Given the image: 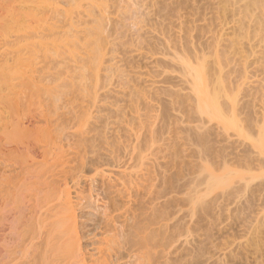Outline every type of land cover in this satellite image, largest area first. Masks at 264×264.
<instances>
[{"label":"bare ground","instance_id":"6f19581e","mask_svg":"<svg viewBox=\"0 0 264 264\" xmlns=\"http://www.w3.org/2000/svg\"><path fill=\"white\" fill-rule=\"evenodd\" d=\"M40 1L41 2H47L45 0H40ZM40 1L39 2L37 1V2L40 4ZM54 1L55 0H53L54 5L56 6L55 8L58 9L59 4H58L57 0H56L57 3H55ZM75 1H77V0H75ZM87 1H89V0H87ZM90 1H93V0H90ZM90 1L86 2L84 0V2H83L81 0V4H82V2L85 5L91 4ZM147 1H148L147 2L148 5H151L150 7L152 9L154 8V6L157 5V2H156L157 0H147ZM196 1L197 0H184L186 5L188 4L190 6H193V8L191 7L192 9H196L195 6L199 3V2L197 3ZM210 1L213 3V5H214V3L217 4L219 2L218 3V5H219V4H224L225 0H222L223 3L221 0H220L221 2L219 0H218V2H216V0H210ZM78 2H80V0ZM78 2H76L77 4L74 3L76 5V9L79 5H81ZM155 2H156V5H155ZM207 2L210 3L209 0ZM227 2H228L227 3L228 5L225 6L226 9L224 10V13L222 12L223 13L222 16H221L220 12H221V10L224 9V7H223L224 5H222L223 9H222L221 5H219L221 7V10L215 9V11H220V12H218L220 14L217 17H215V14H214V17L216 19V20L213 19L214 21L211 20L213 18V16H211V18L209 16V18L211 20V21H209L208 15H210V14H207V12H205L206 10L205 11H199L200 12L199 13L198 11L194 12V10L192 11V9H190L191 11H189L187 13H182V12L178 11L179 13L177 12L175 17H173L172 20L170 19V21H172L171 22L172 24L171 23L170 24H171V26L173 25L172 26L173 28L171 27L172 29L170 28L167 31L165 30L166 28L165 29L163 28V26L162 27H160L161 25L157 26L158 23L156 24V22H158V21H156V20H155L156 22H154V20H152L153 22L151 21L149 23L143 24V26H142L143 27V33L148 37V39L150 38V41L153 38V40L155 39L157 42H159L158 43L159 47H157V49H155V50L146 49V48L144 49V48H138V47H135V48L131 47L127 50L128 52H125V54L128 53L126 56L129 59H131V60L133 59V61H135V60L139 61L141 64L143 63V66L137 65V67H136V65H135L130 70V73L132 75L131 77L135 78V80L138 81L137 82L138 85L135 83V81H132L133 80L132 79L131 81H132V83L134 82L135 85L131 83L132 85H130V84L126 85V86L120 85V87H116L117 84L115 85V82H114L115 80L113 81V79L111 78L112 81L109 80L110 81L109 84L106 83L107 86L104 84H100V85H104V86L103 87L99 86L96 89H94V88L96 86H98L99 82H102V81H98V84H95L96 86L94 88H92L94 86V84H93L94 82L92 83V87L91 86L90 87L93 89V91L90 92V94H87L90 96V97L88 96V98H90L88 101L86 99L87 104H86L85 100L83 101L84 97L83 98L80 97L82 99H80L81 101L80 100L79 101L84 102V103L82 102L83 104L80 105V109L86 108L85 111L81 109L85 114L83 113L84 116H82L83 114L81 115V113H79V116L78 115H75V116L80 117V119L82 118V120H80L81 122L84 120L83 118L86 117V119L84 121L88 122V124H86L87 122L85 124L89 125V126H87V127H89V130L87 127H85V128H87L85 131L84 126L81 127V129L76 127L78 129V133H77L78 135L77 134L76 135L79 136V134L81 132L82 135L85 136V139H86L85 141L88 140V143L83 141L86 144L85 148L83 147L84 149H86V150H84L85 151L84 154L87 153L86 154L87 158H85V159L88 162L90 160L91 161L92 160H97V161L101 160L102 161L101 162L102 164L100 165L101 168H96V169H93L94 171L93 170L92 171L94 172V174L95 173L97 174V179H96L97 184L101 187V189L104 190V192H105L104 196L107 194L108 199H106V200L109 201V202L107 201L109 204H106V205H109V207H108L109 210H108V208L105 207L106 205L104 206L105 209L108 210L107 211L108 213L106 215L107 219H105L106 223L104 222L105 225L104 224H102V225H104V227L106 225L110 226V227H114L115 225H117L119 223L118 226H120V224L122 225V231H123V234L125 233V235L121 234L122 235L121 241H123V242L120 241V243H119V241L115 240L119 243L116 245L115 244L116 242L114 241L113 238H112L113 242H111L110 239L108 241V238L110 237V235L108 237H106L108 235L107 233L102 234L104 236L102 237V235H101V238L98 240L99 242H97V244L95 243L97 245L96 249L94 247V250H92V251H96V253H93V254H96L95 257L94 256L89 257V255H87L90 259L86 258V255H84L85 253H83V250L81 251L80 246H79L80 243H78L80 241H77V238H74L75 237L74 236L73 238L69 239V241L71 240L70 246L69 245L67 246L66 243L65 244L62 243L65 246L70 247V249H72V250L69 249L70 252H69L68 256L66 257L67 260H66V258H65V260H63L62 257H60L62 260L59 259V256L61 253L58 254L59 255L58 257H57V255H55L57 257V259H59L60 261H63L64 264H88L90 261H91V264H228L230 257L232 258L234 256V254L236 255L238 253V252L235 253V250H237V249L240 250V248L242 249V247H244L246 245V242L248 243V241H249L248 237L251 236L250 238H252V234H253V236L257 235L256 234L257 233L256 232L257 227L259 225H261V222L263 224V221H264V186H263L264 181H263L261 187L260 188L258 187L259 189L256 190V192H257V193L255 192L256 194H253V192L251 194L250 191H248V192H250V193H248V192H246V189H242V188H240L242 190L239 191L238 189H236V190H238V192L232 191L233 194H230L231 189L230 190L228 189L229 190L228 191L226 187H225L226 189L222 188V191L217 193L213 199L218 200L220 197H222L223 200H232L231 205L229 204L230 202L227 201L230 206L224 204L225 206H228L225 210L223 209V206L221 203L219 205H217V203H215L216 206H213V204L212 205L209 204L210 202L208 203V201L210 198H211V200H213L212 197H210L207 201V205L209 204V206H213L211 208L207 207L208 211L202 210V209L200 211L198 209V207H196V205L198 204L196 199L197 198L199 200L201 199V198H199L200 197V195H199V190H200L199 188L200 187H198V186L203 185V183H204V185H206L209 181L211 182L214 179H216V176H217V175L214 176L213 171L209 167H208L209 170L206 169V166L211 165V164H209L210 160H211L210 162L216 163L215 165H219L218 168H220L221 165L224 168V165H227L230 160L237 159L236 157H240L241 155H243V153H245V158H248L249 157L248 155H251V156L253 155L252 156L253 158L250 157V160H253V161H254V156L257 157L258 159L261 157L262 159L260 158V162H261V160L263 162V159H264V154H262V152L264 150V1L263 0H227ZM92 3L95 6L94 2H92ZM212 3H210L209 5H212ZM41 4H43V3H41ZM201 4H199V7ZM85 5H84V8H85ZM218 5L214 6L213 8L218 7ZM96 6H98V5H96ZM98 7H101V6H98ZM81 8H83V6ZM202 8H201V10H202ZM98 9L100 10L101 8H98ZM105 9L102 12V14L107 10V9L106 10ZM197 9H198V7H197ZM102 10H103V8H102ZM154 10L156 11V9H153V12H154ZM107 12H108V10H107ZM212 12H214V11H212ZM151 14H152V16H150V17H151V19H153V17H155V16H153V13H149V15H151ZM69 15L67 16L68 18L66 17V20H67L66 22L72 28L74 18H73V16L69 17ZM211 15H213V14H211ZM216 15H217V13H216ZM105 16H107V15H105ZM186 24L191 26L190 30L191 29L193 30L192 31L193 33L190 31L189 36H187L185 34V31L183 30V28H186V27H183L184 25L186 26ZM79 31H83V30H79ZM194 31H195V33H194ZM186 33H187V31H186ZM171 34H172V36L173 35L175 36L174 39L176 40L177 44L182 42V40L184 38H187L186 39L187 40L186 45H187V48L189 47L188 48L189 50H187L186 52H184L181 49L179 50V48H180L178 46L179 44L176 45V43H174L175 41L174 42L172 41L173 39L170 40V38H172V37H170ZM188 34H189V30H188ZM63 39L64 38H62V41H63ZM44 41H46V40H44ZM43 42H41V43H43ZM63 42H66V41H63ZM38 43H40V41ZM38 43L36 42L35 44L37 45ZM50 43H52V42H49V44ZM46 44H48V42H46L44 45L47 46ZM181 44L182 43H180V45ZM104 45L107 46L106 44H104ZM53 46H54V44H53ZM42 47H43V44H42ZM101 47H103V46H101ZM104 48L106 49V47H104ZM104 48H102V49H104ZM97 49H95V50H97ZM103 52H104L103 54H105L104 57L107 58L105 50ZM98 53L100 54V52H98ZM102 55H101V57H102ZM32 56L33 55H31V57ZM95 56H93V58ZM31 57H28V60H29V58L30 59L34 58V56H33V58H31ZM100 60H101V64H102V61L104 62L105 58L103 60V57H102V59H100ZM107 60H105V61H107ZM97 66H99V65H97ZM99 68H98V70H99ZM95 70H97V68ZM96 72L93 71V73H96ZM99 74L100 73L98 72L96 81L99 80V77H100ZM93 75H95V74H93ZM131 77H130V79H131ZM26 80L28 81L30 79L28 78ZM31 81L32 80H30V82ZM33 81H34V78H33ZM33 81H32V83H33ZM38 83H41V82L38 81ZM95 83H97V82H95ZM139 83H140V85H139ZM35 84H36V82H34L33 85H31V84L30 85L34 86ZM24 85H25V83L23 84V86ZM44 85H46V84H44ZM27 86H29V84ZM31 86H30V91L32 92ZM35 87L39 88L40 86H38V87L35 86ZM35 87H33V89H35ZM41 87H42V85H41ZM41 87H40V90H41ZM27 88H29V87H27ZM46 88H47V86H46ZM50 88H53V86L52 87L50 86ZM48 89H46V90L48 91ZM30 91H28V92H30ZM35 91H36V89H35ZM35 91H33V92L35 93ZM24 92H26V91H24ZM38 92H36V93H38ZM34 93H33V95H35ZM42 93L44 94L45 92H42ZM87 93H89V92H87ZM46 94H47V92H46ZM80 94H82V93H80ZM39 95H37L36 97H38ZM48 95H49V92H48ZM102 95H105V96L109 95L110 97L109 96L108 97L110 99H108L106 101V100H104V98H101ZM26 96H25V98H28V97L30 99L32 98L31 95H29L28 97H26ZM105 96H103V97H105ZM179 97L181 99L186 98V100L182 99L184 101H182V103H181V101H179V100H181ZM25 98H24V100H25ZM48 98H49V96H48ZM107 98H105V99H107ZM177 98H179V99H177ZM42 99H43V97H42ZM56 99L57 98H55V100L53 99V102L54 101L57 102ZM24 100H23V102H24ZM61 101L64 102L63 100H61ZM75 101H78V100H75ZM249 101H251V102H249ZM48 102H49V100H48ZM121 102H126V106L124 108H123L124 105L121 106V104H122ZM77 104L78 103H76V105ZM245 104H247V106L249 105L248 109L251 110V112H250L251 116H249L248 114L246 115V116H249L251 119V120H249V118H248V120L251 121V125L254 122L256 123V124H254L255 126H253L254 132L256 134L255 137L252 135L253 133H251V135L253 137H251V135H249V136L246 134H245L246 136L243 135L245 133V132L244 133L242 132L243 128H242V131L239 130V131L233 132L231 130V132H229V129H226L222 123L224 118H226L225 116H227L229 118L234 113L238 114L239 112H236V111L240 110V108L243 105H244L243 107L245 108V106H246ZM46 105H48V104H46ZM46 105H44V106L46 107ZM56 105H55L56 109L55 108L54 109L56 111H58L57 107L59 104L57 106ZM164 105H165V107L163 108ZM225 105L227 106L226 111L223 110V108H224L223 106H225ZM35 106H37V105L35 104ZM51 106L53 109V105H51ZM74 106H75V104L73 105V108L75 109L76 107H74ZM229 107L231 109L230 110L231 116L229 115V112L226 113L228 111ZM48 108H50V107H48ZM65 108H66V106H65ZM78 108H79V106H78ZM185 108H187V109H185ZM188 108L190 110L192 108L194 109V111H193V109L191 110V112L193 111L191 116L186 114L187 113L186 111H189ZM54 109L52 111H55ZM58 109H59V107H58ZM63 110H65V109H63ZM63 110H62V113L64 114L66 112V110H65V112H63ZM108 110L113 111L112 116H111V114H107ZM184 110H186V111H184ZM111 111H109V112H111ZM215 111L217 112V114H219L218 115L219 121L213 122V120L211 119L210 116H213V112L215 113ZM243 111H244V109H243ZM246 111H248V110H246ZM58 112H61V111H58ZM162 112H164L165 114H163ZM191 112H190V114H191ZM48 113H49V111H48ZM62 113H58V114H62ZM211 113H212V115H210ZM246 113L247 112H245V114ZM74 114H76V113H74ZM240 114H241V112H240ZM35 115H36V113H35ZM68 115L72 116L71 113ZM68 115L64 114V117L68 116ZM108 115H110V116H108ZM32 116H34V114ZM75 116H72V117H75ZM243 116H245V115L241 116L242 121H243V119H242ZM48 117H50V116H48ZM234 117H237V116H234ZM58 118H61V116ZM165 119L167 121H165ZM232 119H231V121H232ZM18 120H20V119H18ZM226 120H228V119H226ZM234 120H235V118H234ZM236 120L238 121L239 119H236ZM52 121L54 122L55 120H52ZM56 121H55V123H56ZM58 121H61V120H58ZM98 122L100 123L99 126L101 125L102 122H104V123H102L103 124L102 127H104V128H103L102 132L100 131L101 133H99L98 131H97L98 133H96V132H94L95 130H93L98 125ZM226 122L228 124V121H226ZM229 122H230V118H229ZM258 122H260V123H258ZM18 123L19 122H17V124ZM57 123H59V122H57ZM163 123H164V125H163ZM233 123H235V121H232L231 124L233 125ZM15 124H13V126ZM238 124L242 125L241 123L237 122V125ZM249 124H250V122L248 123V125ZM59 125H60V123H59ZM251 125H249L248 128ZM23 127H25V126H23ZM90 127H91V129H90ZM19 128H17L18 131H19ZM79 129H80V131H79ZM100 129H102V128H99L98 130H100ZM238 129H239V127H238ZM82 130H84L85 135L83 134L84 132H82ZM245 130H247L246 127H245ZM249 130L251 131V129H249ZM211 131L213 132V134H215V137H214V135L211 136L212 134H210V137H214L212 139H210V137L208 136L209 133H212ZM46 132L48 133V130ZM247 132L249 133L248 130L246 131V133ZM47 133H46V135H47ZM49 133H51V132L49 131ZM205 133L207 134V136ZM21 135H22V133H21ZM23 135H24V133H23ZM46 135H45V137H46ZM78 138H80V137H78ZM46 139H47V137H46ZM80 141H82V140L80 139ZM52 145H54V143ZM80 145H82V144L80 143ZM83 145H84V143H83ZM21 148H22V146H21ZM56 148H58V147H56ZM49 149H50V146H49ZM21 150H25V148L21 149ZM77 152H81V151H77ZM26 153H27V151H26ZM49 153L50 152H48V154ZM66 153H65V155H66ZM56 154H57V156H60L59 153H56ZM56 154H55V156H56ZM76 155H77V153H76ZM79 155H81V154L78 153V156ZM55 156H53V157H55ZM70 156H71V154H70ZM207 156H209L211 159L207 158ZM246 156H248V157H246ZM73 157H74V155H73ZM75 158H76V156H75ZM82 158H83V155H82ZM243 158H244V155H243ZM76 159L78 160V158H76ZM208 159H209V161H208ZM84 160H83V163L81 162L82 165L84 164V166H82L84 168V170L82 172H84L86 169H87V171L91 170V167L89 168L87 166L88 163L86 162V160L84 163ZM78 161H80V160H78ZM233 162H235V161L233 160ZM245 162H246V160H245ZM245 162H244V164H245ZM258 162H259V160L256 161L257 165H258ZM81 163H79V164H81ZM256 163H254V166ZM263 164L264 163H262V165ZM70 165H68V167ZM77 167L79 168V166H77ZM226 167H228V166H226ZM48 168H49V166H48ZM72 168H73V166H72ZM252 168H256V167H252ZM74 169L73 170L71 169V170L74 171ZM204 169H206L205 172L208 170L207 173L204 172ZM224 169H226V168H224ZM229 171H231V170H229ZM232 173L233 172H231V174ZM202 174H204V175H202ZM225 174H223L224 177L226 176ZM91 175L93 176V174H91ZM82 176L83 175L81 174V177ZM220 178L221 177L218 178V176H217L218 180L216 182H218ZM46 179H44V180H46ZM57 179H59V178H57ZM57 179H56V182L58 184L59 180L57 181ZM71 179H73V178H71ZM44 180L42 179V181H44ZM51 180L53 181L54 179H51ZM80 180L81 179L79 178V180L77 179V180L73 181V185H71L72 187H70L66 183H64L66 181V179L63 182L61 181L63 184H66L65 188H67V186H68V191H67V189L65 190L64 187H63L64 190H62V192L64 191V193H65V191H67L66 192L67 198L66 199L64 198L65 200L64 199L63 200H57L58 204L62 205V208L59 210V212H57V214H62L64 216L63 218H65V220L68 219L67 220L68 225H69L68 228L70 227L69 229H72V230L76 228L75 227V219H74L76 217V215L74 216L73 206H74V204H76L75 202H77V201L72 200L73 198H71L72 196L70 193H71V188H72V190L73 189L76 190L78 188ZM46 181H44V185H45ZM89 181L91 183V180H89ZM47 182H48V184L50 183V181H47ZM39 183H40V180H39ZM212 183H215V182H212ZM212 183H210V185ZM239 183H240V185L242 184L241 181H239ZM239 183H237V185ZM59 184H58V186H59ZM215 184H213V185H215ZM246 184H248V183H246ZM246 184L244 183L243 185L246 186ZM260 184H261V182H259V185ZM41 185H43V182L41 183ZM47 185H45V186H47ZM60 185L62 186V184H60ZM207 185L209 186V184H207ZM208 186H204V187H206L205 189H208ZM235 186L236 185H232L231 187L235 190ZM202 187L203 186H201V188ZM53 188H54V186H53ZM53 188H51V189H53ZM243 188H245V187H243ZM246 188H248V185L246 186ZM205 189H203V190H205ZM56 190H57V187H56ZM220 190H221V188H220ZM214 191H216V190H214ZM197 193H198L199 197L194 199V200H196V201H194L192 198L194 196L196 197ZM234 193H236V194H234ZM247 193L252 195V197H254V201L252 202V204L254 203L253 206L251 205V207H250L248 205L253 210L249 211L247 208L248 206H246L247 210L245 212H247V211H249V212L246 213V219L243 218L245 220L241 221L240 219H241V217H243V215L242 216L240 215L241 216L240 219H237L238 216L235 215L234 211H236L237 208L240 209V207L242 210L245 209V208L243 209L242 207L243 206L245 207V202L249 197ZM228 194L232 195V196L224 198L225 196H228ZM60 195H59V197H60ZM202 195L204 196L205 194H202ZM55 197L58 198L57 196H55ZM61 197H62V195H61ZM63 197H65V196L63 195ZM231 197H233V198H231ZM17 199H16V202H17ZM185 200H190L188 202L186 208H185V206H180V204L181 205H184V203L186 204V202H184ZM199 200H198V202H199ZM21 201L22 200L18 201V203L20 202L19 204H17V203H16L17 205L15 204L17 206L16 208L20 209L17 211H21V208H24V206H25L23 204L24 201H22V202ZM35 201H37L40 206H38V204H36L37 202L34 203ZM35 201L33 202V204H36L38 206V210L40 209V211H38V212L41 215L46 214L45 218H43L44 215L40 216L38 213L37 216H39V218H38V224L39 225L38 226L36 225L37 224L36 223L37 217H36V221L33 222V223H35L34 228L35 229L37 228L36 231H39L38 233H41V234L46 236V234H48V232H50V231L53 232L52 230H54V229L56 230V229L60 228L62 226L63 221H62V223H60V221H57V220L56 221L51 220V222L49 221L51 218L53 219L54 215H56V214H53L51 212H52V210H54L53 207H56V205H58V204L57 203L55 204V202L52 203L53 200L52 201L51 200L50 201H48V200H35ZM73 201H75V202L73 203ZM78 201H80V200H78ZM182 201H183V204L181 203ZM178 202H180V204ZM205 202L206 201H204V202L201 201L200 203L202 205ZM104 203H103V205H104ZM198 205L201 208V205L200 204H198ZM207 205H205V206H207ZM220 205L222 206V208H219V209L224 210L223 212L218 209V206L220 207ZM28 207H25V208L27 209ZM58 207H59V205H58ZM31 208L32 207L28 208V209H30V212H31ZM33 208H35V207H33ZM203 208L205 209L204 206H203ZM197 209L200 212H197L196 211ZM33 210H35V209H33ZM28 212H29V210H28ZM99 212H100V210H99ZM233 212H234L233 215L236 216L235 217L236 221L233 220L234 219V217L232 215ZM20 213H22V212H20ZM34 213H37V212L34 211ZM16 214H17V212H16ZM49 214L53 215L50 219L46 218V217H50ZM218 215H219V217H218ZM244 215H245V213H244ZM29 216H31V215H29ZM220 216L222 217L223 220L220 218ZM232 217H233V219H231ZM29 218L33 219L32 217H29ZM54 219H55V217H54ZM198 219L201 220L199 223L202 222L203 226L206 229L211 230L210 233L214 232V231H216L215 232L216 234H217V232L218 233L222 232V233H219L222 237L223 233L225 231H227L229 228L231 230V228H233V227L235 228V226L237 225L240 228L239 232L242 231L241 232L242 235L239 237H235V238H232V236L229 235L231 238L227 237L228 239L226 240L225 235L227 233H229V231H230L229 230L228 232H226V234H224L223 241L218 243L219 238H221V237L218 234H217L218 236L214 235L215 237H212L213 233H211L212 235H209L210 233H207L208 230H205L204 227L202 226V224H200V226L203 227V229L201 228V230L206 231V232L203 231L206 233V234L204 233V237H207V234L210 237V239L209 238L205 239L203 237V234L201 233L202 231L200 230L199 225L197 224ZM103 221L104 220H102L101 223ZM29 222H30V220H29ZM56 222L58 224V228H55V227H57V226H55ZM76 223H77V221H76ZM234 224H236V225H234ZM115 227H117V226H115ZM62 228H63V226H62ZM118 228H116V229H118ZM35 229H33V230L35 231ZM114 229L115 228H113V230ZM59 230L60 229H58L57 236L59 234ZM72 230H70V231H72ZM101 231H102V229H101ZM253 231L256 233L255 234L252 233ZM74 232H76V231H74ZM104 232H106V231L104 230ZM60 233H61V231H60ZM71 233L73 234V231ZM118 233H119V231H118ZM36 234H37V232H36ZM36 234H34V235H36ZM66 234H67V232H66ZM72 234H70V235H72ZM54 235H56V234L54 233ZM78 235L79 234H77V236ZM239 235H240V233H239ZM248 235H250V236H248ZM49 236H51V234ZM57 236L55 238L59 239V238H57ZM118 236H120V235H118ZM123 236H125L124 240H123ZM37 237L38 236H36V238ZM65 237H66V235L64 236V239H65ZM246 237H247V239H246ZM31 238L34 239L35 237L34 238L31 237ZM46 238H47V236H46ZM50 238H49V240H50ZM55 238L53 237V240ZM114 238H115V236H114ZM212 238H214V240ZM215 238L218 240V242H215V240H216ZM32 239H28V240H32ZM60 239H62V237ZM96 239H97V237H96ZM47 240H48V238H47ZM220 240H222V239H220ZM246 240H248V241H246ZM62 241H63V239H62ZM41 242L44 243V240L42 241V239H41ZM45 242H46V239H45ZM56 242H58V241H56ZM108 242H109V244H108ZM110 242L111 243L115 242V243H114V245L112 244L113 246H111ZM31 243H29V244H31ZM50 243L52 244V238H51ZM54 243H55V241H54ZM54 243L52 245H49V246H53L54 249L56 247L60 246V244H57V243L54 244ZM36 244H38V243H36ZM46 248H48V247H46ZM52 248H50V250H52ZM61 248L63 249V246ZM255 248H256V250H255ZM255 248H253L255 254L259 252L260 253L259 255L263 258L261 251H260V248H257V247H255ZM25 249H26V247H25ZM62 249L56 248L55 250H57V252H58V250L62 251ZM66 249H68V248H66ZM258 249H259V251H258ZM239 250H237V251H239ZM41 251L44 252V250H41ZM240 251H242V250H240ZM248 251L249 250H247V253H248ZM256 251H258V252H256ZM57 252H56V254H57ZM251 252H252V250H251ZM23 253H24V251H23ZM240 253L241 252H239V255H240ZM245 253H246V251H242V255ZM21 255H22V253H21ZM41 255H43V254H41ZM47 255H49V252L46 254V256ZM51 255H52V253H51ZM248 255L249 254H247V256ZM254 256H252V257L254 258ZM256 256H257V254H256ZM45 258H43V260L45 259L44 263L41 261L42 263H37V264H52L55 261V258L53 259V255H52L53 260L48 258V257H45ZM235 258H236V256H235ZM239 258L241 259V257H239ZM256 258H258V257H256ZM256 258L254 260V261H256V264H264V258L262 260V258L259 257V259H261L259 261ZM232 259H231V261H232ZM50 260L52 263L50 262ZM13 264H15V263H13ZM61 264H63V263L61 262Z\"/></svg>","mask_w":264,"mask_h":264},{"label":"rangeland","instance_id":"374dc122","mask_svg":"<svg viewBox=\"0 0 264 264\" xmlns=\"http://www.w3.org/2000/svg\"><path fill=\"white\" fill-rule=\"evenodd\" d=\"M37 1L39 2L40 0H0V264H13V263H15V264H37V263H42V262L44 263V261L46 259L45 257L52 259V255H53V259L55 258V261L53 263L50 260V262L52 264H58V263L61 264V262L64 264L63 261H60V260H62L60 257H62L63 260H65V258L68 256V254L70 252L69 251L70 247H67V246L71 245L70 244L71 240L69 241V239L73 238L74 236H75L74 238H77V241H80V242H78V243H80L79 244L80 249H81V251L83 250V253H85L84 255H86L87 259H90L89 258L90 256L95 257L96 254H93V253H96V251H92V250H94V247L96 249V247H97L96 244H97V242H99L98 240L101 238L102 234L107 233L108 235L106 234L107 235L106 237H108L110 235L111 238L109 237L108 241L110 239L111 242H113L112 240L114 239V241L117 240L120 243V241L122 239L121 234H123L122 225L120 224V226H121L120 227V226H118V224H119L118 223L117 225H115L117 227H115V226L110 227L107 225L104 227L105 219H107V217H106V215L108 213L107 211L109 210V208H108L109 205H106V204H109L108 203L109 201L106 200V199H108L107 194L104 196V194H105L104 190L101 189V187L97 184V180H96L97 174L95 173L96 174L95 175L93 172L94 171L93 169L101 168L100 165L102 164L101 163L102 161L101 160L100 161L99 160L98 161L97 160H92V161L90 160L88 162L85 159V158H87V155H86L87 153L84 154L85 153L84 150H86V149H84L85 145H86L85 142L88 143V140L85 141L86 140L85 136H83L81 132H80L81 135L79 134V136H77L78 135L77 134L78 133L77 128L81 129V127H83V126H84V128L89 126V125H86V124H88V122L86 121L87 122L86 123L84 121L86 119V117L83 118L84 120L82 122L80 121V120H82V118L80 119V117H78L79 113H81V115H82L84 113L82 110L85 111V109H86V108L85 109L81 108L82 109L81 110L80 105L84 103L83 102L84 100L86 101V99H87V101H88L90 99V98H88L89 95H87V94H90V92L93 91L92 88H94L96 86L95 84H98V81H102V82H99L98 86H96L94 89H96L99 86L103 87L104 85H106V83L109 84V82L112 81V79H113V81L115 80L114 81L115 85L117 84L116 87H120V85L121 86H126L129 84L132 85V84H134V82L132 83V81H135V83L137 84L138 81L135 80V78L131 77L132 75L130 73V70L135 65H136V67H137V65L143 66V63L141 64L139 61H136V60L133 61V59L132 60L129 59L126 56L128 53L125 54V52H128L127 50L131 47H133V48L138 47V48H144V49L146 48V49H152V50H155V49H157V47H159V45H158L159 42H157L155 39H154L155 40L154 41L153 38L150 41V38L148 39V37L143 33V27H142L143 24L149 23L152 20H154V22L158 21V22H156V24L158 23L157 26L161 25L160 27L163 26V28L164 29L166 28L165 30L167 31L173 26V25L171 26L172 21H170V19L172 20L178 11L182 12V13H187V12L191 11L190 9L193 8V6H190L188 4L186 5L184 0H160V1L157 0L156 1L157 5L155 2V5L157 7L154 6V8H153V9H156V11L154 10V12H153V9L150 7L151 5H148L147 0H93V1L89 0L91 2V4H87V5H85L83 3L84 0H82L83 1L82 4H81V0H80V2H78L79 0H77V1H75V0H59L58 1L57 0V2L59 4L58 9L55 8L56 6L54 5L53 0H45L47 2H41L40 1V4ZM85 1L89 2L87 0H85ZM207 1L208 0H201V1L197 0L196 2L197 3L199 2V3L197 5L195 4L196 5L195 8L197 9V7H198V9L197 10L192 9V11L194 10V12L195 11L199 12V11H205L206 10L205 12H207V14H210V15H208L209 21H211V20L214 21L213 19H215V17L219 16L220 13L222 16L224 13V10L226 9L225 6L228 5L227 0L224 1V4H219V5H221V7H222V5H224L223 6L224 9L222 7L223 10H221V7L218 5V3H219L218 0H216V2H218V3L217 4L214 3V5L210 0H209V2L212 3V5H209L210 3H208ZM54 2L57 3L56 0ZM76 2L80 3L83 6V8H81L82 6L79 5L76 9V5H75V4H77ZM92 2H94L95 6L93 5ZM41 3H43V4H41ZM222 3H223V1H222ZM199 4H201L200 7H199ZM84 5H85V8H84ZM96 5L101 6V7H98ZM217 5H218V7L213 8L214 6H217ZM97 7L101 8V9L99 10ZM102 8H103V10H102ZM105 8L108 10V12ZM201 8H202V10H201ZM104 9L106 11L103 13L104 14L103 15L102 12L104 11ZM215 9H218V10L220 9L221 12L215 11ZM212 11H214V12H212ZM215 12L217 13V15ZM218 12H220V13H218ZM149 13H153V16H155V17H153V19H151L150 16H152V14L149 15ZM211 14H213V15H211ZM214 14H215V17H214ZM68 15H69V17L73 16V18H74L73 25H72L74 28L73 27L71 28L70 25L67 24V22H66L67 21L66 17ZM105 15H107V16H105ZM209 16H210V18H211V16H213V18L210 20ZM183 27H186V28H183V30L185 31V34L187 36H189L190 31L191 32L193 31L192 29L190 30L191 26L186 24V26L184 25ZM79 30H83V31H79ZM188 30H189V34H188ZM186 31H187V33H186ZM194 33H195V31H194ZM170 37H172V38H170V40L173 39L172 41L173 42L175 41L174 43H176V45L179 44L178 45L180 47L179 50L181 49L184 52L189 50L188 49L189 47L187 48V45H186L187 44L186 43L187 38H184L186 41L183 39L184 41L182 40V42H180L182 44L180 45V43L177 44L176 40L174 39L175 38L174 35L172 36V34H171ZM62 38H64L63 41H66V42H63ZM44 40H46V41H44ZM35 41L37 43L40 41V43H38L36 45ZM43 41L45 43L48 42V44H46L47 46L44 45L45 43ZM41 42H43V43H41ZM49 42H52V43L49 44ZM42 44H43V47H42ZM53 44H54V46H53ZM104 44H106L107 46H105ZM101 46H103V47H101ZM104 47H106V49ZM102 48H104V49H102ZM95 49H97V50H95ZM104 50L106 52L107 58L104 57L105 56V54H103ZM98 52H100L101 55L103 54L102 55L103 60H104V58H105V60H107L109 57L110 58L107 61H105V60H104V62L102 61V64H101L100 59H102V57ZM31 55H33L34 58H33V56L31 57ZM93 56H95V57L93 58ZM28 57H31L33 59L29 58V60H28ZM97 65H99V66H97ZM96 68H97V70L99 68V70L98 71L95 70ZM93 71H95V72L97 71V72L93 73ZM98 72L100 73L99 74L100 77H99V80L96 81ZM93 74H95V75H93ZM130 77H131V79H130ZM28 78L32 81L34 78L33 83L36 82V84L34 86H31V85H33V83H32V81L30 82V80H28L29 81L28 82L26 80ZM38 81L41 83H38ZM95 82H97V83H95ZM24 83H25V85L23 86ZM92 83L94 84L93 87H92ZM28 84H29V86H27ZM44 84H46V85H44ZM100 84H104V85H100ZM41 85H42V87H41ZM139 85H140V83H139ZM26 86L29 88H27ZM30 86L32 88V92L30 91ZM35 86H37V87L40 86L41 90H40V87L36 88ZM46 86H47V88H46ZM50 86L51 87L53 86V88H50ZM33 87H35L36 91H35V89H33ZM46 89H48V91ZM24 91H26V92H24ZM28 91H30V92H28ZM33 91H35V93ZM36 92H38L40 95ZM42 92H45L44 93L45 95ZM46 92H47V94H46ZM48 92H49V95H48ZM87 92H89V93H87ZM33 93L35 95H33ZM80 93H82V94L84 93V94L82 95ZM29 95H31L33 99L37 95H39V96L33 100L32 98L30 99L28 97ZM25 96L28 98H25ZM48 96H49V98H48ZM103 96H105V95H102L101 98H104V100H106V101L108 99H110L109 95H107L105 97H103ZM42 97H43V99H42ZM80 97L85 98V99L83 98V101H82L83 103L80 102L81 101L80 99H82ZM24 98H25V100H24ZM55 98H57L56 99L57 102H55V101L53 102V99L55 100ZM105 98H107V99H105ZM179 98H177V99H179ZM182 99L186 100V98H182ZM182 99L179 100V101H181V103H182V101H184ZM23 100L25 103L23 102ZM48 100L50 103L48 102ZM61 100H63L64 102H62ZM75 100H78V101H75ZM87 101H86V104H87ZM249 102H251V101H249ZM55 103L57 105L59 104L58 105L59 109L57 107V110L61 111V112H58L55 110L56 109ZM76 103H78L79 105L78 104L76 105ZM121 103H120L121 106L124 105L123 106V108H124L126 106V102H121ZM35 104L37 106H35ZM46 104H48V105H46ZM74 104H75L74 107H76L75 109L73 108ZM44 105H46V107ZM51 105H53V109L55 108L54 109L55 111H52L53 109H52ZM245 105H246L245 108L243 107L244 106L243 105L242 106L243 108L241 107L240 110L236 111V112H239L238 113L239 115L237 113H234V114H232L233 117L230 114L231 109L229 107V109L226 113L229 112V115L233 119L231 117H229L230 118V122H229V118L227 116H225L226 118H224L222 123L226 129H229V132H231V130L233 132L239 131V130L242 131V128H243L242 132L243 133L245 132L243 135L246 134L249 136V135H251V133H253L252 135L255 137L256 134L254 132L253 126H255L254 124H256V123L254 122L251 125V121H249V120H251L249 117V116H251V113H250L251 110L248 109L249 105L248 106H247V104H245ZM65 106H66V108H65ZM78 106H79V108H78ZM48 107H50V108H48ZM164 107H165V105L163 106V108ZM223 107H224L223 110L226 111L227 106L225 105ZM60 108L61 109L63 108L66 110V112H65V110L62 109L63 112H65L64 113L65 115H68L71 113L72 116L78 115L77 116L78 118L76 116L72 117L71 115L65 116L66 117L65 118L64 114L62 113V110ZM185 109H187V108H185ZM243 109H244V111H243ZM245 109L248 111H246ZM188 110L189 111H186V110H184V111L187 112L186 113L187 115L191 116L194 109L192 112L189 108H188ZM48 111H49V113H48ZM109 111H111V110H108L107 114H111V116H112L113 111H111V112H109ZM73 112L76 114H74ZM164 112H162V113L165 114ZM190 112H191V114H190ZM240 112H241V114H240ZM245 112H247V113L245 114ZM35 113H36V115H35ZM58 113H62L63 115L58 114ZM33 114H34V116H32ZM84 114L82 116H84ZM247 114L249 116H246ZM59 115L61 116V118L63 120L61 118H58V117H60ZM210 115H212V113ZM218 115L219 114H217V112L215 111V113L213 112L214 117L210 116L211 119L213 120V122L219 121ZM242 115H245L242 117L243 121L241 120ZM48 116H50V117H48ZM108 116H110V115H108ZM234 116H237V117H234ZM234 118H235V120H234ZM248 118H249V120H248ZM18 119H20V120H18ZM226 119H228V120H226ZM231 119H232V121H235V123H233V125L231 124L232 123ZM236 119H239L240 121L239 120L237 121ZM52 120H55V121L57 120L56 123L59 122L60 125H59V123L56 124L55 121L53 122ZM58 120H61V121H58ZM165 121H167V120L165 119ZM226 121H228V124ZM248 121L250 122L249 125H251L249 128H248V126H249ZM17 122H19L20 124L19 123L17 124ZM237 122L241 123L242 125H240V124L237 125ZM102 123H104V122H102ZM102 123L99 126L100 123L98 122V125L96 126V128L93 129V130H95L94 132L101 133L103 131L104 127H102V125H103ZM258 123H260V122H258ZM13 124H15V125L13 126ZM163 125H164V123H163ZM23 126H25V127H23ZM16 127L17 128L20 127L19 131L17 130ZM238 127H239V129H238ZM245 127L247 128V130L249 131L250 134L248 132L246 133L247 130H245ZM87 128L89 130V127H87ZM87 128H85L84 130L86 131ZM99 128H102V129L98 130ZM80 129H79V131H80ZM90 129H91V127H90ZM249 129H251V131ZM47 130H48V133L46 132ZM84 130H82V132H84ZM49 131L51 133H49ZM21 133H22V135H21ZM23 133H24V135H23ZM46 133H47V135H46ZM83 134L85 135V132ZM210 134H212L211 136L214 135V137H215V134H213V132L208 134L209 137H210ZM45 135H46L47 139H46ZM252 135H251V137H253ZM206 136H207V134H206ZM78 137H80V138H78ZM214 137H210V139H212ZM80 139L82 141H80ZM83 141H85V142H83ZM53 143H54V145H52ZM80 143L82 145H80ZM83 143H84V145H83ZM48 145L50 146V149H49ZM21 146H22V148H21ZM56 147H58V148H56ZM24 148L27 151V153L25 150H21ZM74 150L75 151L76 150L81 151V152H77V151L75 152ZM48 152H50V153L48 154ZM55 152L59 153L60 156H57V154ZM72 152L73 153L75 152V153L73 154ZM65 153H66V155H65ZM76 153H77V155H76ZM78 153L81 154V155H79L80 157L78 156ZM55 154H56V156H55ZM70 154H71V156H70ZM262 154H264V150H263ZM73 155H74V157H73ZM82 155H83V158H82ZM243 155H244V158H243ZM243 155H241L242 157L241 156L236 157L237 159L230 160L232 163L229 161L227 165H224V168H226L227 170L224 169L222 167V165L220 166V168H218L219 165H215L216 163L210 162L211 160L209 161V159H208L209 164H211V165L206 166V169L209 170V168H210L213 171L214 176L217 175L218 178L219 177H221V178L219 179L218 182H216L218 180L217 176H216V179H214L211 182L209 181L207 183V184H209V186L207 184L204 185V183H203V185H201V186H203L202 188H201V186H198V187H200L199 188L200 190L198 189L200 197L197 193V196L196 197L194 196L195 198L193 197L192 199L194 200L197 197L201 198L200 200L198 198L196 199L197 203L200 205H201V203H200L201 201H203V202L206 201L204 204L201 205V208L198 204L196 205V207H198V209L200 211H201V209L208 211V208L216 206L215 203H217V205H219L221 203L224 210L228 207L225 205H229V204L231 205L232 200H223L222 197L219 198L220 200L218 198H217L218 200L213 199L217 193L222 191V188H224V189L227 188V190L231 189L230 194H233L232 191L238 192V190L240 191L242 189H246V192L250 191L251 194H252V192H253V194L257 193L256 190H258L261 187V185L264 181V179H263L264 178V164L262 165V163H264V159H263V162L261 160V162H262L261 163L260 162L261 157L258 159L257 157L254 156V161H255L254 162L253 160H250V157L253 158L252 157L253 155L252 156L248 155L249 157L246 156L249 159L245 158V153H243ZM53 156H55L56 158ZM75 156L80 161H78L75 158ZM207 158H210V157L207 156ZM256 158L259 160V162H258L259 166L256 163V161H258ZM84 159L88 163L87 166L89 168L91 167V170L87 171V169H86L84 172H82L84 170V168L82 167V166H84V164L82 165ZM244 159L246 160V162ZM85 160H84V163H85ZM233 160L235 162H233ZM244 162H245V164H244ZM79 163H81V164H79ZM254 163H256L255 166H254ZM68 165H70V166L68 167ZM48 166H49V168H48ZM72 166H73V168H72ZM77 166H79V168ZM226 166H228V167H226ZM252 167H256L257 169L252 168ZM71 169L72 170L74 169V171H72ZM206 169H204V172ZM229 170H231V171H229ZM207 171L205 173H207ZM231 172H233V173L231 174ZM81 174L83 175L82 177H81ZM91 174H93V176ZM204 174H202V175H204ZM223 174H225L226 176L224 177ZM57 178H59V179H57ZM71 178H73V179H71ZM79 178L81 180H80L78 188H77L78 190L77 189H76L77 191L74 189L72 190V188H71V193H70L72 196L71 198H73L72 200L77 201V202L73 201V203L74 202L76 203L73 206L74 216L76 215V217L74 218L76 230L75 229L72 230V229H69L70 227L68 228V226H69L68 222H67L68 219L65 220V218H63L64 216L62 214H57V212H59V210L62 208V205L58 204L57 200H63L64 198L66 199L67 198L66 192L68 191V186L72 187L71 185H73V181H75L77 179L79 180ZM42 179L43 180L46 179L47 181H50L51 184L50 183L48 184V182L46 180H44V181H46L45 185L48 184L47 186H45L44 181H42ZM51 179H54L55 181L53 180L54 181L53 182ZM56 179H57V181L59 180L58 184L60 183V184H62V186L60 184L58 186ZM63 179L64 180L66 179V181L64 183H66L68 185L67 188H65L66 184L62 183L64 181ZM39 180H40V183H39ZM89 180H91V183ZM239 181L242 182L241 185H240ZM42 182H43V185H41ZM212 182H215L216 184L212 183ZM259 182H261L260 185H259ZM210 183H212V184L210 185ZM237 183H239V184L237 185ZM244 183L245 184L248 183V184H246V186L248 185V188H246V186L243 185ZM213 184H215V185H213ZM230 185L231 186L236 185L235 190ZM53 186H54V188H53ZM55 186L57 187V190H56ZM204 186H208V189H205L206 187H204ZM227 186L228 187L230 186V187L228 188ZM263 186H264V183H263ZM63 187L65 190L67 189V191H65V193H64V191L62 192V190H64ZM243 187H245V188H243ZM51 188H53V189H51ZM220 188H221V190H220ZM240 188H242V189H240ZM203 189H205V190H203ZM236 189H238V190H236ZM214 190H216V191H214ZM250 192H248V193H250ZM60 194L62 195V197ZM202 194H205V195L203 196ZM234 194H236V193H234ZM59 195L61 198L59 197ZM63 195L65 197H63ZM55 196H57L58 198H56ZM230 196H232V195L228 194V196H225L224 198H227ZM248 196L249 197L245 202V207L244 206L242 207L243 209L244 208L245 209L242 210L240 207L241 210L237 208V210L234 211L235 215H237L239 217V218L237 217V219H240V217L243 215V217H241V219H240L241 221H244L246 219V213L247 212H249L250 210H253L250 207H251V205L253 206V204H254V203L252 204V202L254 201V197H252V195H250V194H248ZM210 197H212L213 200H211ZM231 198H233V197H231ZM16 199H17V202H16ZM208 199H209V201H208ZM20 200L24 201L23 204L25 206H24V208H21V211H17V210H20V209L16 208L17 207L16 205L20 203V202L18 203V201H20ZM35 200H48V201L53 200L52 203L55 202V204L57 203L59 205L60 208L58 207V205H56L57 208L53 207L54 210H52V212H51L53 214H56V215H54L55 219H54V217L52 219L51 217L53 215H50V214H49L50 217H46L49 219L51 218L50 220L48 219L50 222H51V220H55V221L57 220V221H60V223H62V221H63V223H62L63 228H62V226L61 227L59 226L60 228H58V224L56 222L55 226H57V227H55V228L60 229L58 236H57L58 229L55 230L53 228L54 230H52V231L56 235H54V233L51 231L48 232V234H46V236L48 238V240H47L45 235L38 233L39 231H36L37 228L36 229L34 228L35 223H33V222L36 221V217H37V221H36L37 224L36 225L37 226L39 225L38 224L39 216H37V215L39 213L38 211H40V209L38 210V206H40V205ZM78 200H80V201H78ZM196 200H194V201H196ZM198 200H199V202H198ZM189 201L190 200H185L184 202H186V204L184 203V205H181L180 202H178V203L180 204V206H185V208H186ZM207 201H208V203L210 202L209 204H211V205L213 204V206H209V204L207 205ZM227 201H229L230 203L228 204ZM33 202L34 203L37 202L36 204H38V206L36 204H33ZM103 203H104V205H103ZM181 203L183 204V201ZM205 205H207V206H205ZM104 206L106 208H108V210L105 209ZM203 206L205 207V209L203 208ZM222 206L221 205H220V207L218 206V209L222 208ZM246 206H248L247 208L249 210L247 212H245L247 210ZM25 207H28V208L32 207L31 212H30V209H28V208L26 209ZM33 207H35V208H33ZM33 209H35V210H33ZM198 209L196 211L200 212V211H198ZM28 210H29V212H28ZM99 210H100V212H99ZM219 210H221V209H219ZM224 210H221V211L223 212ZM15 211L17 212V214ZM34 211L37 213H34ZM20 212H22V213H20ZM234 212L232 213V215L234 214ZM244 213H245V215H244ZM29 215H31V216H29ZM32 215L33 216L35 215V216L33 217ZM39 215L40 216L44 215L43 218H45V216H46V214L41 215L40 213H39ZM219 215H218V217H219ZM235 215H233L234 219H233V217L231 218L234 221H236ZM29 217H32L34 220L30 219ZM220 218L222 219L221 216H220ZM243 218H245V219H243ZM29 220H30V222H29ZM102 220H104V221L101 223ZM76 221H77V223H76ZM200 221L201 220L198 219L197 224L199 225V228L201 230V228L203 229L204 226H203L202 222L199 223ZM102 224H104V225H102ZM200 224H202L203 227L200 226ZM234 225H236V224H234ZM259 226L257 227V231L255 230L257 233L254 231L252 232L254 234L256 233L257 235L253 236V234H252V238H250L251 234L248 235L250 237L247 236L249 241L246 240V241H248V243L245 241L246 247L244 246L245 248L244 247H242V249L240 248V250L246 251V253L242 255V251H240L239 249H237L239 251L235 250V253H237V252L238 253L236 255L234 254V256L232 257L233 259L230 257L228 264H231V263L232 264H256V261H254L255 258L258 257L256 259L259 261V260H261V259H259V257L260 258H262V257L259 255L260 254L258 252L259 249H258V251H256V252H258V253H256L257 254V256H256L254 249H253L255 247L260 248L261 254L264 258V221H263V224L261 222V225H259ZM100 228L102 229V231ZM113 228H115V229L113 230ZM116 228H118V229H116ZM33 229H35V231ZM103 229L106 232H104ZM204 229L208 230L207 233H210V231H211L209 229H206L205 227H204ZM239 229L240 228L237 225L235 226V228L234 227L231 228V230L229 228L227 231H225L223 233L222 237L219 234L222 232H219V233L217 232V234L221 238H219V242L215 238L217 240V241L215 240V242L220 243L221 241H223L224 234H226V232H228L229 230H230L229 233H227L225 235L226 240L228 238H231L230 236H232V238L241 236L242 231L239 232ZM70 230L73 231V234L71 233L72 231H70ZM205 230H201L203 237H204V233L206 232ZM60 231H61V233H60ZM74 231H76V232H74ZM118 231H119V233H118ZM203 231H205V232H203ZM36 232H37V234H36ZM66 232H67V234H66ZM215 232L216 231L211 232V233H213V235L211 233L209 235H212V237L218 236ZM239 233H240V235H239ZM34 234H36V235H34ZM50 234L52 237L49 236ZM70 234H72V235H70ZM77 234H79L78 235L79 237L77 236ZM65 235H66V237L64 239ZM118 235H120L121 237ZM123 235H125V233ZM36 236H38L37 237L38 239L36 238ZM56 236L59 239H56L55 238ZM103 236L104 235H102V237ZM114 236H115V238H114ZM31 237H33V238L35 237L36 239L35 238L32 239ZM50 237L52 238V244L54 243V241H55L54 244H56V243L60 244V246L56 247V248L62 249L61 247L63 246L64 250L63 249H62V251L58 250V252H57V250H55L56 248L54 249L53 246H49V245H52L50 243V241H51ZM53 237L56 240L55 239L53 240ZM61 237H62L63 241H62V239H60ZM96 237H97V239H96ZM124 237L125 236H123V240H124ZM247 237H246V239H247ZM44 238L46 239V242H45ZM49 238H50V240H49ZM204 238L210 239L208 234H207V237H204ZM28 239H32V240H28ZM41 239H42V241L44 240V243L41 242ZM212 239L214 240V238H212ZM220 239H222V240H220ZM56 241H58V242H56ZM117 241H115L116 243L114 242L116 245L119 244ZM111 242H110V245L113 246L114 243H111ZM121 242H123V241H121ZM29 243H31L32 245ZM36 243H38V244H36ZM62 243H64V244L66 243L67 246H65ZM108 244H109V242H108ZM25 247H26V249H25ZM46 247H48V248H46ZM50 248H52V250H50ZM66 248H68V249H66ZM41 250H44V252ZM70 250H72V249H70ZM247 250H249L248 253H247ZM251 250H252V252H251ZM255 250H256V248H255ZM23 251H24V253H23ZM48 252H49V255L46 256V254ZM50 252L52 253V255ZM56 252H57V254H56ZM239 252H241L240 255H239ZM21 253H22V255H21ZM59 253H61L60 256L58 255ZM41 254H43V255H41ZM247 254H249V255L247 256ZM55 255H57V257L59 256L60 260L57 259V257ZM87 255H89V257ZM235 256H236V258H235ZM252 256H254V258ZM239 257H241L242 260ZM43 258H45V259L43 260ZM263 258H262V260H263ZM231 259H232V261H231ZM66 260H67V258H66ZM88 264H91V261Z\"/></svg>","mask_w":264,"mask_h":264}]
</instances>
